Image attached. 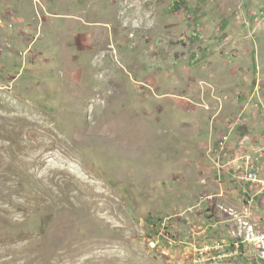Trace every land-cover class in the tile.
Listing matches in <instances>:
<instances>
[{
  "label": "rangeland",
  "instance_id": "obj_1",
  "mask_svg": "<svg viewBox=\"0 0 264 264\" xmlns=\"http://www.w3.org/2000/svg\"><path fill=\"white\" fill-rule=\"evenodd\" d=\"M258 139L264 0H0V264H264Z\"/></svg>",
  "mask_w": 264,
  "mask_h": 264
},
{
  "label": "built area",
  "instance_id": "obj_2",
  "mask_svg": "<svg viewBox=\"0 0 264 264\" xmlns=\"http://www.w3.org/2000/svg\"><path fill=\"white\" fill-rule=\"evenodd\" d=\"M254 145V151L250 150L244 152L238 156L237 162L233 165L238 179L249 186H256L260 192H264V172L261 167L263 151L259 149V147H261L260 139H258ZM203 199L205 198L202 197L200 202H202ZM223 211L228 212L230 215L227 219L237 220L238 228L236 229V234L232 239V243L227 244L219 242L216 245L219 252L228 251V246H235L236 249L234 251L237 252L243 245L250 244L258 248L264 259V229H255V223L250 221V219H246L248 217L252 218L248 212L243 215H237L234 210L232 211L225 208ZM214 248L215 246L213 244H204L202 252L206 253L207 251H212Z\"/></svg>",
  "mask_w": 264,
  "mask_h": 264
}]
</instances>
